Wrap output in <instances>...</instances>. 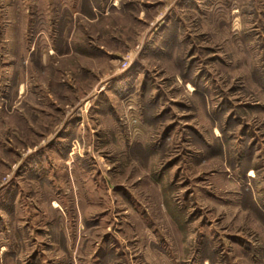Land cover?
<instances>
[{"label":"rangeland","instance_id":"1","mask_svg":"<svg viewBox=\"0 0 264 264\" xmlns=\"http://www.w3.org/2000/svg\"><path fill=\"white\" fill-rule=\"evenodd\" d=\"M0 264H264V0H0Z\"/></svg>","mask_w":264,"mask_h":264}]
</instances>
